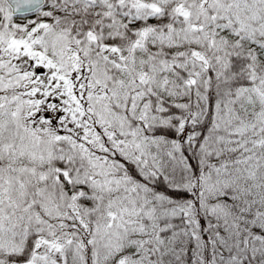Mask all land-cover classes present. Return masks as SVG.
I'll use <instances>...</instances> for the list:
<instances>
[{"label":"snow or ice","instance_id":"obj_1","mask_svg":"<svg viewBox=\"0 0 264 264\" xmlns=\"http://www.w3.org/2000/svg\"><path fill=\"white\" fill-rule=\"evenodd\" d=\"M0 264H264V0H0Z\"/></svg>","mask_w":264,"mask_h":264}]
</instances>
